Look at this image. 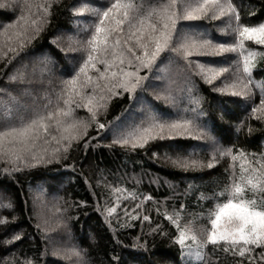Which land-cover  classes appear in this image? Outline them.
Returning <instances> with one entry per match:
<instances>
[{"label":"trees","instance_id":"obj_1","mask_svg":"<svg viewBox=\"0 0 264 264\" xmlns=\"http://www.w3.org/2000/svg\"><path fill=\"white\" fill-rule=\"evenodd\" d=\"M0 2L7 3L8 0ZM232 2L237 6L241 22L249 26L264 23V0ZM23 3L25 0H19L10 8L0 7V31L16 21ZM81 3L107 7L110 0H54L48 22L39 35L19 50L11 62L0 60V88L13 94L20 90L18 84H12L7 79L14 71L24 73L23 87L30 90L37 104L46 103V94L52 95L53 89L58 91L63 87L61 82L70 79L84 59L76 41L87 39L90 32H85L83 27L96 20L87 13L73 16L71 9ZM189 24L193 26L190 31L215 37L216 26L221 21H181L178 27ZM185 30L189 29L185 27ZM246 47L257 53L252 72L254 79L264 81V45L248 41ZM190 59L227 65L239 60V56L229 53L222 57L194 56ZM163 64L165 72H159V66L153 72L164 79L149 80L146 90L140 95L154 108L167 112L169 118L191 116V109L197 107L193 98H198V107L205 115L197 123L207 125L215 120V130L210 131L216 143L207 138L174 137L151 141L144 148L135 150L123 148L112 143L113 126L125 123L124 117L129 112H136L135 119L139 122L142 118L140 105L130 102L126 93L113 97L107 108L97 116V120L106 125L104 129H98L95 123L90 122L86 109L73 105V119L68 122L82 119L89 123V127L87 134L80 141H74L66 155L34 167H22L10 175L2 171L10 165L0 160V205L11 204L10 208L0 207V217L9 221L7 225H0V264H23L29 258L35 264H75L74 258L65 259L53 253L76 246L87 250L89 264H117V260L112 259L114 256L118 258V264H192L181 257L180 245L174 242L177 229L165 218V214L180 212L183 225L192 219L191 214H207L212 209L215 200L200 199V194L211 197L221 190L228 182V176L233 171L239 172L241 164L240 159L231 161L228 156L221 158L217 149L232 148L234 154L240 150L256 157L264 153V119L253 118L251 113V108L259 104L262 94L255 88L248 97L221 94L213 88L222 87L224 80L207 84L197 75L195 66L189 67L174 55L165 56ZM41 69L44 71L41 72ZM145 71L148 70L142 69L141 75ZM227 75V82L231 83V72ZM160 89L171 93L174 105L166 106L164 99H155ZM23 99L31 103V97ZM223 109L228 111L220 120L218 117ZM240 121H244V128L238 132L236 125ZM130 123L126 122L125 127ZM85 141L88 142L87 148L84 147ZM153 152L157 156L154 157ZM214 154L216 162L212 168L205 166L185 170L173 163L178 157L186 156L206 164ZM252 159L253 155H248L246 162ZM144 196L151 199L144 200ZM137 204L141 207L137 208ZM113 205L116 209L110 222L114 231L109 229L102 215L106 207ZM126 213L135 218L128 219ZM145 215L148 220L143 219ZM200 225L210 227L206 219L197 220V232ZM14 232L22 233V239L4 243L11 239ZM260 251L262 249L255 250L256 253ZM41 253L44 255L41 256ZM203 264L249 262L222 250H213L209 245Z\"/></svg>","mask_w":264,"mask_h":264},{"label":"snow or ice","instance_id":"obj_2","mask_svg":"<svg viewBox=\"0 0 264 264\" xmlns=\"http://www.w3.org/2000/svg\"><path fill=\"white\" fill-rule=\"evenodd\" d=\"M53 2L40 0L34 3L25 0L20 5L21 14L16 21L0 31V60L11 62L19 50L39 35L48 22ZM18 3L19 0H8L7 3L0 2V7L10 8ZM71 11L74 17L85 13L96 17L94 23L83 27L85 32H90L87 39L76 41L79 50L84 53V59L75 74L62 81L63 87L58 91L53 89L52 95L46 94V103L43 104H37L30 90L23 87L26 79L23 72L14 71L7 78L12 84L20 86L16 94L0 88V93L4 94L0 95V160L10 165L3 172L10 175L22 167H34L59 159L62 154L66 155L73 142L80 141L87 134L89 127V123L82 119L68 122L73 119V105L86 109L90 122L95 123L98 129H104L106 125L100 123L97 116L107 108L113 97L125 93L130 102L141 106L139 112L142 118L137 122L136 112H129L124 117L125 123L131 121L127 127L125 123H116L112 129L113 144L135 150L144 148L151 141L174 137L207 138L215 144L216 139L211 135L216 127L215 120L207 125L197 123L205 115L198 107V98H193L197 107L191 109V116L169 118L167 112L154 108L140 95L146 90V82L153 78L164 79L153 69L159 66V72L166 71L163 64L165 56L174 55L189 67L195 66L197 75L207 84L224 80L222 87L213 88L221 94L248 97L254 88L259 89L262 94L260 102L251 108V113L253 118L264 119V81L254 79L252 72L257 53L246 47L248 41L264 45V23L249 26L241 22L237 6L232 0H110L107 7L81 3ZM200 20H220L221 24L216 26L217 36L192 32L190 29L193 26L190 24L178 27L181 21ZM185 27L189 30H185ZM229 53L238 54L239 60L224 65L215 61L203 63L190 59L194 56L222 57ZM142 69L148 71L141 75ZM230 72L232 79L228 83L227 74ZM25 97H31V103L23 99ZM155 99H164L166 106L175 104L173 96L166 89L157 91ZM227 111L223 109L218 118L223 120ZM243 128L244 121H240L236 130L239 132ZM248 131H251V127ZM84 147H88L87 141ZM217 151L221 158L228 156L231 161L240 159L239 172L233 171L224 187L211 197L200 194V199L215 200L207 214L193 213L192 219L183 225L180 212L165 214V218L177 229L174 242L180 245L181 257L192 264H203L209 245L213 250L247 259L249 264H264V153L256 157L240 150L234 154L232 148ZM248 155H253L250 162H246ZM153 156H157V153L153 152ZM215 162V154L206 164L186 156L173 161L185 170L205 166L212 168ZM229 167L232 168V165ZM223 197L226 199H221ZM133 198H137L135 194ZM143 199L150 200L151 197L144 196ZM0 207L10 208L11 204ZM136 207L140 208L141 205L137 204ZM181 208H184L183 204ZM115 209L116 205L106 207L102 213L110 230H113L110 220ZM125 215L128 219L135 218L131 213ZM143 219L148 220L149 217L145 215ZM200 219H206L210 227L200 225L197 232L195 222ZM7 224L8 219L0 217V225ZM21 239L22 233L14 232L11 239L4 243L10 244ZM257 248L262 251L256 253ZM53 254L65 259L74 258L75 264H89L87 250L78 246L57 250ZM112 259L117 260L118 264L117 257ZM23 264L35 262L29 258Z\"/></svg>","mask_w":264,"mask_h":264}]
</instances>
